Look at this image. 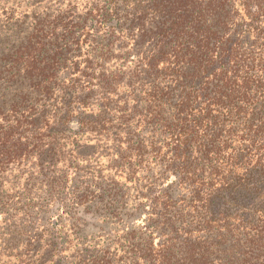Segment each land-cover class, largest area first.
<instances>
[{
	"label": "trees",
	"instance_id": "trees-1",
	"mask_svg": "<svg viewBox=\"0 0 264 264\" xmlns=\"http://www.w3.org/2000/svg\"><path fill=\"white\" fill-rule=\"evenodd\" d=\"M94 3L87 16L109 47L103 63L57 67L58 52L52 63L27 65L32 104L9 111L0 160L23 175L34 155L49 166L34 175L47 178L40 191L51 203L135 190L147 246L132 251L142 264H264V0ZM40 38L36 55L60 46ZM115 40L124 64L107 66L121 59L109 55ZM4 54L15 55L0 53V64ZM101 148L110 151L98 154L97 164L108 161L99 179L80 182L82 162H96L84 152Z\"/></svg>",
	"mask_w": 264,
	"mask_h": 264
},
{
	"label": "rangeland",
	"instance_id": "rangeland-1",
	"mask_svg": "<svg viewBox=\"0 0 264 264\" xmlns=\"http://www.w3.org/2000/svg\"><path fill=\"white\" fill-rule=\"evenodd\" d=\"M94 1L0 0V53L15 54L12 58L4 54L6 58L0 64V129L7 128V122L15 119L14 114L8 115L14 106L15 110L22 111L32 104L31 92L36 79L27 65L52 63L50 57L59 52L53 63L57 67L76 65L98 70L103 63L99 58L109 47L100 42L99 32L93 29L96 22L88 20ZM60 16L63 22L57 20ZM64 26L68 29H63ZM107 34L103 32L105 37L109 36ZM40 37H44L46 43L52 40L59 48L48 44L47 53L36 55L35 48L41 46ZM117 42L115 40L109 55L115 53L122 60L108 61L107 66L124 64L121 51H116ZM88 71L91 73L90 69ZM64 78L62 72L57 81L61 84ZM80 81L78 85L84 86V79ZM24 99L26 103L22 102ZM20 104L23 107L19 108ZM117 105L121 107L120 103ZM104 126L101 121L98 127ZM19 133L10 136L11 143L19 140ZM111 144L115 145L110 142L109 147ZM109 151L104 153L101 148L97 152H84L89 158L94 155L96 162L92 166L82 162L80 182L99 179V165L103 170L108 161L102 157L97 164L98 154ZM4 162L2 158L0 164ZM27 166L24 175L17 163H4L0 170V264H142L138 254L135 257L132 251L137 245L138 250L147 246V236L143 235L142 226L136 224L144 207H139L140 198L136 199L135 190H126L123 197L113 195L101 202L100 193L92 189L80 203L70 200L63 205L58 201L62 199L60 195L51 203L48 195L40 191V188L47 189V178L38 180L34 175L36 170L47 171L49 166L43 163L38 166L35 155ZM94 168L96 172L92 171ZM116 180L125 183L124 186L131 185L119 178ZM141 184L146 185V181L142 180ZM119 189L113 188V193ZM151 225L153 230L155 224ZM130 232H137V236L128 241L125 237Z\"/></svg>",
	"mask_w": 264,
	"mask_h": 264
}]
</instances>
